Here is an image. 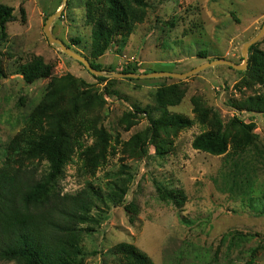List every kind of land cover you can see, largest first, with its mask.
<instances>
[{"label": "rangeland", "instance_id": "1", "mask_svg": "<svg viewBox=\"0 0 264 264\" xmlns=\"http://www.w3.org/2000/svg\"><path fill=\"white\" fill-rule=\"evenodd\" d=\"M62 2L0 0L13 7L15 14L7 23L5 37L0 26V59L6 73L0 77V166L7 161L9 142L27 128L55 77L71 74L82 78L92 93L102 95V105L93 109L83 103V111L86 116H99L121 141L143 130L149 113L160 114L155 93L175 84L183 96L169 109L192 119L193 124L165 136L162 154L153 144L143 153L139 146L127 150L121 143L116 155H109L94 176L82 169L77 155L67 164L60 181L65 192L74 193L89 180L107 194L119 172L128 187L122 203L107 201L102 206L105 218L85 235L88 254L84 264H129L124 255L112 252L123 242L133 244L154 264H248L252 254L254 264H264V213L260 212L264 209V113L237 106L263 94L264 85L244 83L239 72L245 69L225 64L187 78L103 76L108 79L100 80L47 37L45 24ZM85 2L68 0L50 29L90 62L115 72L133 68L135 73L187 72L217 57L241 64L244 44L264 23V0H148L146 17L133 32L124 39L116 37L103 54L96 55ZM259 41L258 47L264 50V36ZM201 51L205 57L200 56ZM34 56L52 63V74L28 83L19 67ZM197 102L207 108L206 121L196 111ZM138 108L146 109L148 115L138 113ZM127 112L138 116L132 128L125 130L121 119ZM213 116L222 121L229 141L225 154L214 155L192 146L197 134L210 130ZM234 118L237 120L231 123ZM244 124L251 125L249 130ZM247 131L251 143L242 151L232 146L235 140L248 139ZM81 141L84 150L94 145L95 138L84 134ZM42 163L45 168L47 160ZM160 184L181 191L184 202L177 205L163 197L157 189ZM130 202L135 208L127 210Z\"/></svg>", "mask_w": 264, "mask_h": 264}, {"label": "trees", "instance_id": "2", "mask_svg": "<svg viewBox=\"0 0 264 264\" xmlns=\"http://www.w3.org/2000/svg\"><path fill=\"white\" fill-rule=\"evenodd\" d=\"M85 7L86 20L93 26V51L101 55L116 37L124 39L133 32L137 22L146 17L150 3L148 0H86ZM13 12V7L0 4L3 37L6 36L7 23L15 19ZM259 42L249 49L247 69L239 72L246 84L256 82L264 85V50L258 47ZM200 56L205 57L206 53L201 51ZM91 64L102 69L98 63ZM52 69V63H47L41 56H34L20 65L19 73L26 82L32 83L39 78L50 77ZM122 72L137 70L133 68ZM5 76L0 59V77ZM97 78L108 79L103 76ZM48 90L45 102L29 118L27 128L9 142L7 161L0 166V261L15 264H84L88 254L83 244L85 235L105 218L102 206L107 205V201L115 205L122 203L128 187L119 172L118 179L109 187L107 194L89 180L76 192H65L60 181L65 176L67 164L77 155L82 169L94 176L98 167L107 163L109 155H116L121 143L127 150L139 146L143 153H147L149 145L153 144L162 154L166 150L165 136L190 127L193 120L169 109V106L179 102L183 90L180 91L175 84L161 87L155 93L156 109L160 114L152 116L149 113L148 125L128 141H121L119 135L113 137L99 116L85 115L83 103L94 109L104 100L102 95L91 92L86 80L71 74L55 77ZM70 97L76 99L69 100ZM237 106L264 113V93L249 97ZM136 111H146L148 115L146 109L138 108ZM196 111L201 121L208 119L207 108L198 102ZM137 116L134 112L123 115L121 122L126 125L125 130L132 128ZM212 118L210 130L197 134L192 146L214 155L225 154L230 146L222 121L217 116ZM236 120L234 118L231 123ZM244 126L247 130L251 127ZM84 134L94 137L95 142L81 150ZM247 134L248 139L235 140L232 146L242 151L251 143L249 131ZM37 158L39 161L35 162ZM43 160H47L45 168H42ZM157 189L163 197L177 205L185 200L181 191L169 189L164 184L158 185ZM134 208V202L126 205L127 210ZM260 212L264 213V209ZM112 252L124 255L129 264H154L148 255L131 243H120ZM254 260L252 254L248 264H254Z\"/></svg>", "mask_w": 264, "mask_h": 264}, {"label": "water", "instance_id": "3", "mask_svg": "<svg viewBox=\"0 0 264 264\" xmlns=\"http://www.w3.org/2000/svg\"><path fill=\"white\" fill-rule=\"evenodd\" d=\"M68 0H63L61 8L56 11L54 14H52L46 24H45V32L47 34V37L51 43L59 45V47L65 51L68 55L71 57L79 60L82 62L88 69L93 73L95 76H110V77H136V78H144V77H160V76H171L176 78H187L195 73H198L201 70H204L211 66H216L219 64H225L228 65L234 69L237 70H243L247 69L249 64V49L252 45L257 43L263 36H264V23L260 29V31L249 41H247L242 49V56L244 63H235L230 59L226 58H217L208 62H205L199 66L194 67L193 69L187 71V72H173V71H152V72H146V73H135V72H115V71H108L104 69H97L92 66L90 60L84 56L83 54L74 51L71 47H69L62 39L55 37L50 29V26L52 22L55 20V18L59 17L61 15V12L65 5L67 4Z\"/></svg>", "mask_w": 264, "mask_h": 264}]
</instances>
